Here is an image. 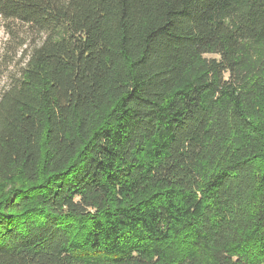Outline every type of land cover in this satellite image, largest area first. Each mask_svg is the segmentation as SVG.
<instances>
[{"label":"trees","instance_id":"obj_1","mask_svg":"<svg viewBox=\"0 0 264 264\" xmlns=\"http://www.w3.org/2000/svg\"><path fill=\"white\" fill-rule=\"evenodd\" d=\"M0 17V264H264V0Z\"/></svg>","mask_w":264,"mask_h":264},{"label":"rangeland","instance_id":"obj_2","mask_svg":"<svg viewBox=\"0 0 264 264\" xmlns=\"http://www.w3.org/2000/svg\"><path fill=\"white\" fill-rule=\"evenodd\" d=\"M19 32L22 37L25 38L29 35L28 33L25 34L21 30H19ZM32 44L33 43L31 42L30 45ZM17 45L18 43L8 32L5 21L0 17V97L3 91L10 86L11 79L15 77L25 65L23 50L26 48H19L17 50Z\"/></svg>","mask_w":264,"mask_h":264}]
</instances>
